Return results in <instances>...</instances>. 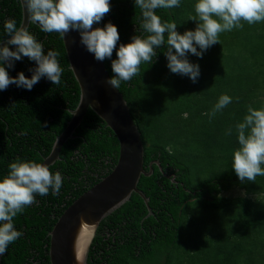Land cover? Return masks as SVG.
Instances as JSON below:
<instances>
[{
  "label": "trees",
  "instance_id": "trees-1",
  "mask_svg": "<svg viewBox=\"0 0 264 264\" xmlns=\"http://www.w3.org/2000/svg\"><path fill=\"white\" fill-rule=\"evenodd\" d=\"M109 2L110 12L95 28L109 21L117 26L116 50L134 35H147L139 29L141 12L135 0ZM197 2L180 0L179 7L156 12L162 22L175 21L183 34L197 27L191 20ZM9 19L21 26L19 0H0L2 42L7 40L4 24ZM241 23L242 28L221 33L220 43L202 58L188 54L189 61L200 66L195 83L170 71L166 45L157 49L152 64H141L140 75L121 82L119 90L144 142V168L153 169L138 184L150 199V210L133 193L101 222L88 264H264V176L242 183L232 168L239 147L236 124L243 122L249 105L264 107V21ZM28 28L45 54L49 49L59 52L63 72L59 85L41 78L30 91L14 84L0 91V179L17 157L43 162L80 102V86L63 39L42 32L38 24ZM116 50L112 59L117 58ZM104 62L112 77L111 60ZM34 67V61L23 57L8 72L15 77L23 71L30 78ZM222 94L232 102L210 118ZM74 136L49 167L62 175L59 194L50 190L46 196L37 195V203L14 217L23 235L8 246L1 264H51L50 234L58 219L117 164L118 138L92 109ZM232 188L243 190L245 196L222 195Z\"/></svg>",
  "mask_w": 264,
  "mask_h": 264
},
{
  "label": "clouds",
  "instance_id": "clouds-1",
  "mask_svg": "<svg viewBox=\"0 0 264 264\" xmlns=\"http://www.w3.org/2000/svg\"><path fill=\"white\" fill-rule=\"evenodd\" d=\"M135 5L141 12L139 29L147 35H134L130 43H120L116 50L120 40L116 25L109 21L103 27L93 28L110 12L109 0H23L30 24H38L42 32L57 33L62 39L77 30L80 43L97 61L111 60L114 75L106 83L116 89H120L121 82L140 75L141 64H152L157 49L165 45L170 71L189 76L195 83L200 76V66L189 61V53L202 58L208 48L220 43L221 33L242 28L241 21L250 25L264 21V0H198L194 6L195 16L191 17L198 22L197 27L181 34L175 21L162 22L156 12L161 8H177L180 0H135ZM4 29L7 44L0 46V91L13 84L30 91L41 78L59 85L63 72L57 59L59 52L49 49L45 54L43 44L29 28L17 27L14 19L7 20ZM114 50L116 59H112ZM23 57L36 64L29 69L31 77L23 71L10 76L8 69L14 68L15 62ZM231 102L232 97L222 94L208 115L214 117ZM235 129L239 147L234 150L232 168L242 183L255 182L257 176H264L261 167L264 164V107L256 109L249 105L243 122L237 123ZM231 133L229 129L227 134ZM62 183L61 173H53L45 163L17 157L9 164L8 174L0 179V254L23 235L15 228L14 217L37 203V195L46 196L50 190L52 195H58Z\"/></svg>",
  "mask_w": 264,
  "mask_h": 264
},
{
  "label": "water",
  "instance_id": "water-1",
  "mask_svg": "<svg viewBox=\"0 0 264 264\" xmlns=\"http://www.w3.org/2000/svg\"><path fill=\"white\" fill-rule=\"evenodd\" d=\"M19 1L23 12L21 26L29 27L23 0ZM80 39L77 30L70 31L63 39L70 68L80 86V102L71 111L72 118L56 138L51 153L41 163L50 167L60 159L65 143L75 137L74 133L89 109L115 133L120 153L112 172L76 199L58 219L50 234L51 264H88L89 252L101 222L125 204L133 193L139 194L148 208L150 201L138 188L141 176L153 173L151 167L149 172L144 168V143L139 128L123 94L106 83L111 75L105 62L97 61ZM5 44L7 40L0 46Z\"/></svg>",
  "mask_w": 264,
  "mask_h": 264
},
{
  "label": "rangeland",
  "instance_id": "rangeland-1",
  "mask_svg": "<svg viewBox=\"0 0 264 264\" xmlns=\"http://www.w3.org/2000/svg\"><path fill=\"white\" fill-rule=\"evenodd\" d=\"M222 195L226 197H239V196H245V193L243 190H240L238 188H232L228 191H224Z\"/></svg>",
  "mask_w": 264,
  "mask_h": 264
}]
</instances>
